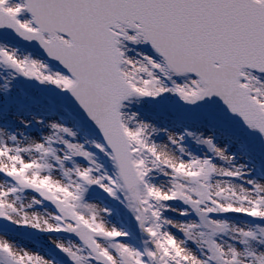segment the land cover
Wrapping results in <instances>:
<instances>
[{
    "label": "snow or ice",
    "instance_id": "obj_1",
    "mask_svg": "<svg viewBox=\"0 0 264 264\" xmlns=\"http://www.w3.org/2000/svg\"><path fill=\"white\" fill-rule=\"evenodd\" d=\"M0 33L45 57L0 44V264H264V171L216 132L264 140V0H0ZM20 79L100 139L20 116Z\"/></svg>",
    "mask_w": 264,
    "mask_h": 264
},
{
    "label": "rangeland",
    "instance_id": "obj_2",
    "mask_svg": "<svg viewBox=\"0 0 264 264\" xmlns=\"http://www.w3.org/2000/svg\"><path fill=\"white\" fill-rule=\"evenodd\" d=\"M0 44H6L13 48H17L23 54H31L37 59L40 57L24 50L21 47L9 44L0 39ZM17 89H22L25 95L20 98V103L23 106L18 114L25 116L28 111L41 114V105H44L43 110L45 115L52 114V118L60 119L69 127L77 131L81 141L98 140L99 134L91 127L89 121L75 111H67L62 102V94L53 90L42 88L36 83H28L23 79L17 82ZM195 111V110H193ZM216 132L218 142H222L230 146V150L234 152L238 158H242V163H248L250 167H254L256 172L264 171V140L253 132H245L239 128H230L224 126L218 121ZM116 212L114 213L115 222L119 227H127L126 221H123L124 210L119 205H115ZM22 235L11 233L10 238L18 243L33 248L34 250L39 245L42 252H51L59 259L62 254L48 243V237L41 233L32 232L28 229H20ZM133 243L138 244V240H133Z\"/></svg>",
    "mask_w": 264,
    "mask_h": 264
},
{
    "label": "water",
    "instance_id": "obj_3",
    "mask_svg": "<svg viewBox=\"0 0 264 264\" xmlns=\"http://www.w3.org/2000/svg\"><path fill=\"white\" fill-rule=\"evenodd\" d=\"M0 37L4 41H6L8 43H11V44H14V45H21L26 50L31 51L32 53H34V54H36V55H38V56H40L42 58H45L43 51L38 47V45L26 43V42L20 40L18 37L14 36L11 33H0ZM63 100H64L65 105L68 108H71V109L77 111L83 117H85L87 119V117L83 114V112L79 109V107L71 99V97L63 95ZM219 121L222 122L226 126L233 127V128H241V129L246 130V131L249 132V130L247 128H245L241 123H239L238 121L234 120L232 117L228 116L226 113H223V114H221L219 116ZM92 126L94 127V125H92Z\"/></svg>",
    "mask_w": 264,
    "mask_h": 264
},
{
    "label": "bare ground",
    "instance_id": "obj_4",
    "mask_svg": "<svg viewBox=\"0 0 264 264\" xmlns=\"http://www.w3.org/2000/svg\"><path fill=\"white\" fill-rule=\"evenodd\" d=\"M22 232H21V230L20 229H14L13 231H12V234H15V235H22L23 236V234H21Z\"/></svg>",
    "mask_w": 264,
    "mask_h": 264
}]
</instances>
